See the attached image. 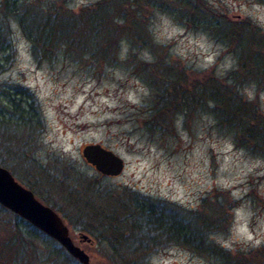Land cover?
I'll use <instances>...</instances> for the list:
<instances>
[{
    "label": "rangeland",
    "instance_id": "1",
    "mask_svg": "<svg viewBox=\"0 0 264 264\" xmlns=\"http://www.w3.org/2000/svg\"><path fill=\"white\" fill-rule=\"evenodd\" d=\"M92 1L66 0V5L77 10ZM210 1L232 16H248L264 29V0ZM148 11L140 18L145 32L139 37L161 51L152 52L149 46L136 40L131 43L129 36L122 35L115 60L100 63L87 54L75 60L62 51L53 59L36 60L29 40L9 17L12 48L3 52L6 58H0V163L61 214L91 264H102L109 249L98 235L75 222L77 211L65 198L68 185L115 193L130 188L172 208L202 210L205 216L215 207L219 210L218 200L236 199L228 228L208 235L218 246L216 250H196L175 242L156 247L149 239L145 242L154 243L153 250L141 264H231L242 256L248 259L234 264H264V252H258L264 246V148L236 142V130L218 123L207 108L210 102H190L177 109L173 128L161 130L150 121L146 124L143 120L157 102L165 67L149 70L160 78L157 82L155 76L154 83L134 65L137 62L139 69L148 72L143 65L164 62L176 69L170 73L183 69L187 80L202 68L212 67L213 74L224 75L236 66L235 54L208 32L183 24L158 0ZM238 88L244 96L256 99L264 113V81L259 86L248 79ZM89 141H99L120 154L123 170L115 175L97 171L81 153V146ZM4 214L0 205V220ZM26 221L18 216L27 237L33 243L35 238L41 247L29 249V264H78L64 249L59 256L49 254L51 246L59 243ZM81 221L90 219L82 217ZM82 232L90 239H82Z\"/></svg>",
    "mask_w": 264,
    "mask_h": 264
},
{
    "label": "trees",
    "instance_id": "2",
    "mask_svg": "<svg viewBox=\"0 0 264 264\" xmlns=\"http://www.w3.org/2000/svg\"><path fill=\"white\" fill-rule=\"evenodd\" d=\"M158 1L164 10L175 14L186 26L200 28L231 48L237 64L221 76L213 74L212 67L195 69L192 77L186 80L183 69L182 72L170 73L168 71L176 69H169L173 66L164 62L156 65L152 63L154 66L149 67L143 65L148 72L139 69L137 62L134 63L138 73L142 72V77L144 75L154 83L160 78L155 75V82V76L149 70L157 66L165 67L161 72L157 102L143 121L146 124L150 121L161 130L170 129L173 128L172 116L177 109H182L190 102L201 105L210 102L212 104L207 105V108L218 123L230 124L236 130V142L240 141L248 148H264V113L256 99L248 98L238 91V85L245 80H255L259 86L264 81V29L248 16H232L226 8L210 0ZM153 2L94 0L90 5L73 10L66 5V0H0V52L3 54L0 58H6L3 52L12 48L9 17L16 21L29 40L31 52L38 61L53 59L60 51L75 60L83 54L93 58L95 63L115 60L114 51L122 35L129 36L131 43L136 40L142 46H149L156 53L161 51L160 47L150 46L139 37L140 33L145 32L140 18L149 12ZM2 67L3 63L0 62V70ZM188 80L190 82H186ZM16 91H20L18 87ZM68 186L65 187L68 191L65 198L71 208L77 211L75 222L78 221L82 227L98 235L99 242L102 240L108 246V258L105 257L102 264H141L153 250L154 243L145 242L149 239L156 243V247L175 242L192 249L212 252L218 246L208 239L209 233L228 228L231 209L238 201L218 200L216 206L219 210L215 207L210 215L205 216L202 210L198 212V209L178 205L172 208L130 188L127 190L124 187L115 193L97 187L85 186L82 191L80 187L76 186V189ZM204 199H201V203ZM0 205L7 212L0 220V264H29V249H37L40 245L35 242V238L33 243L32 237H27L18 222V216L21 215L2 203ZM82 217L90 221L82 222ZM26 222L31 228L40 231L30 221ZM59 245L51 246L48 253L59 256L60 249L66 250L63 245ZM261 249L258 252H264V246ZM221 258L225 259L223 256ZM245 259L248 257L242 256L236 260L243 262Z\"/></svg>",
    "mask_w": 264,
    "mask_h": 264
},
{
    "label": "water",
    "instance_id": "3",
    "mask_svg": "<svg viewBox=\"0 0 264 264\" xmlns=\"http://www.w3.org/2000/svg\"><path fill=\"white\" fill-rule=\"evenodd\" d=\"M81 153L102 174L115 175L123 170V157L99 141L85 142L81 146ZM0 203L55 238L78 261L90 264L88 252L73 240L62 216L51 205L40 200L30 187L17 180L9 168L1 163ZM80 236L90 239L83 232Z\"/></svg>",
    "mask_w": 264,
    "mask_h": 264
},
{
    "label": "flooded vegetation",
    "instance_id": "4",
    "mask_svg": "<svg viewBox=\"0 0 264 264\" xmlns=\"http://www.w3.org/2000/svg\"><path fill=\"white\" fill-rule=\"evenodd\" d=\"M33 110H34V106H33ZM32 122H33V136H34V112H32ZM32 160H33V163H34V156H33V158H32ZM61 215V214H60ZM63 218V217H62ZM40 229V228H39ZM41 230V229H40ZM41 231H43V230H41ZM44 232V231H43ZM45 234H47L46 232H44ZM48 235V234H47ZM50 236V235H49ZM51 237V236H50ZM55 239V238H54ZM74 240V239H73Z\"/></svg>",
    "mask_w": 264,
    "mask_h": 264
}]
</instances>
